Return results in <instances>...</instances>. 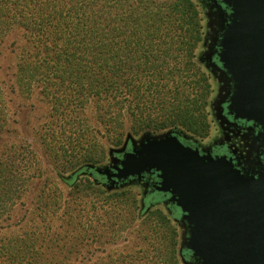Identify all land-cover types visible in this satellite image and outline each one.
Returning a JSON list of instances; mask_svg holds the SVG:
<instances>
[{
    "label": "rangeland",
    "instance_id": "rangeland-1",
    "mask_svg": "<svg viewBox=\"0 0 264 264\" xmlns=\"http://www.w3.org/2000/svg\"><path fill=\"white\" fill-rule=\"evenodd\" d=\"M192 1L204 34L194 62L209 76L212 89L204 138L179 130L133 136L127 128L117 138L101 126L92 100L82 109L64 103L57 114L50 101L53 89L19 86L15 80L17 58L26 45L22 33L4 38L0 155L17 165L23 182L0 212V240L35 235L32 246L46 264H205L191 249L189 214L177 196L158 190L161 172L124 180L105 175L120 169L125 155L174 138L202 157L226 159L244 177L264 176V127L229 111L241 78L222 60L234 11L223 0Z\"/></svg>",
    "mask_w": 264,
    "mask_h": 264
},
{
    "label": "trees",
    "instance_id": "trees-1",
    "mask_svg": "<svg viewBox=\"0 0 264 264\" xmlns=\"http://www.w3.org/2000/svg\"><path fill=\"white\" fill-rule=\"evenodd\" d=\"M201 21L192 0H0V43L22 33L15 80L53 89L57 114L92 100L101 126L117 138L126 128L133 136L179 130L204 138L212 89L194 62ZM12 163L0 155V212L23 182ZM33 241L2 238L0 264H46Z\"/></svg>",
    "mask_w": 264,
    "mask_h": 264
},
{
    "label": "water",
    "instance_id": "water-1",
    "mask_svg": "<svg viewBox=\"0 0 264 264\" xmlns=\"http://www.w3.org/2000/svg\"><path fill=\"white\" fill-rule=\"evenodd\" d=\"M234 11L222 60L240 73L235 118L264 127V0H223ZM159 171L161 192L177 196L194 226L191 249L205 264H264V176L244 177L224 158L208 159L171 138L124 156L108 179Z\"/></svg>",
    "mask_w": 264,
    "mask_h": 264
}]
</instances>
